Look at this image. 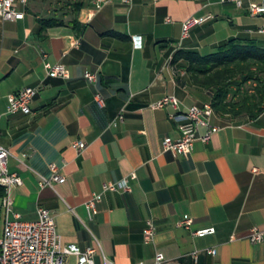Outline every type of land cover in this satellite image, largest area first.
Masks as SVG:
<instances>
[{
    "label": "crops",
    "instance_id": "1",
    "mask_svg": "<svg viewBox=\"0 0 264 264\" xmlns=\"http://www.w3.org/2000/svg\"><path fill=\"white\" fill-rule=\"evenodd\" d=\"M57 1L29 0L19 7L23 19L0 20V145L22 179L12 191L22 220L49 210L64 244L97 249L95 264H156L158 253L165 264H264V241L249 240L252 229L264 231V112L231 122L213 115L218 131L204 142L201 126L189 157L162 147L165 137L179 138L182 112L211 101L178 82L186 76L174 70L175 53L209 55L231 39L264 48V15L247 9L264 0H244L243 8L222 0H83L77 27L68 14L66 25L40 31V20L67 13ZM190 17L208 19L182 38ZM44 62L63 64L69 77L48 76ZM27 87L38 90L31 112L8 113L7 97ZM165 96L179 108L154 107ZM50 164L66 180L41 188ZM123 179L129 192L104 191ZM94 193L101 200L89 219L85 203ZM185 215L188 229L177 226ZM148 221L152 243L144 242ZM207 227L215 233L192 234Z\"/></svg>",
    "mask_w": 264,
    "mask_h": 264
},
{
    "label": "built area",
    "instance_id": "2",
    "mask_svg": "<svg viewBox=\"0 0 264 264\" xmlns=\"http://www.w3.org/2000/svg\"><path fill=\"white\" fill-rule=\"evenodd\" d=\"M29 0H0V20L18 21L23 19L24 12L19 7H26ZM222 2L233 3L237 8H243L244 0H222ZM248 11L252 16L264 15V5L249 4ZM204 17H190L182 24V38L189 37L190 30L207 21ZM264 33V29L261 30ZM44 69L48 76L67 79L69 72L60 63L51 64L44 62ZM86 78L93 80L94 76L86 73ZM36 88L27 87L18 93L7 97V111L10 114L31 112V104L37 95ZM179 101L174 96H165L159 100L154 107L164 108L171 106L179 108ZM213 110L210 104L204 106H191L182 112L179 117L182 122L179 125V138L172 139L165 137L162 140V147L165 152L173 156L189 157L194 149V143L198 139V130L201 126L206 128V133L202 140L208 142L211 136L218 131V127L211 123ZM122 116L120 115L119 119ZM75 146L79 151L86 148L83 141H78ZM10 151L0 145V186L4 189V196L1 201L3 215L2 232L0 236V264H69L70 257L75 258L74 264H95L97 249L93 246L84 249L75 244H64L57 229L55 216L45 208L37 210V219L34 221L22 220L21 216L14 209V199L12 191L15 187L22 185V179L17 173H11L8 169V159ZM51 176L49 178L40 177L41 188L53 187L56 183L64 182L65 176L59 173L56 164L49 165ZM132 179L135 178L133 174ZM131 190L128 179H123L118 183H106L104 191ZM101 200V195L94 193L85 208L89 219L96 213V204ZM192 223L191 218L185 215L178 223L180 228H189ZM215 233L214 227H207L195 230L192 234L196 237H206ZM156 234V229L151 221H148L144 229V242L152 243ZM249 240L253 244L264 241V231L252 229ZM209 253L215 255L216 250L211 249ZM194 260L198 258V253L192 254ZM156 264H165L164 257L158 253L155 257ZM105 264H113L105 259ZM143 264V263H139Z\"/></svg>",
    "mask_w": 264,
    "mask_h": 264
},
{
    "label": "trees",
    "instance_id": "3",
    "mask_svg": "<svg viewBox=\"0 0 264 264\" xmlns=\"http://www.w3.org/2000/svg\"><path fill=\"white\" fill-rule=\"evenodd\" d=\"M58 2L67 13L40 20V31L66 25L64 16L68 14L71 18L68 25L78 26L83 0H60L56 4ZM172 65L178 73L184 71L186 79L178 76L181 85L188 82L210 94L213 115L220 120L255 119L264 112V48L255 43L231 39L209 55L178 51ZM3 196L4 189L0 186V202Z\"/></svg>",
    "mask_w": 264,
    "mask_h": 264
},
{
    "label": "rangeland",
    "instance_id": "4",
    "mask_svg": "<svg viewBox=\"0 0 264 264\" xmlns=\"http://www.w3.org/2000/svg\"><path fill=\"white\" fill-rule=\"evenodd\" d=\"M68 1V0H66ZM70 18V17H69ZM2 225H3V215L2 213L0 212V236H1V231H2Z\"/></svg>",
    "mask_w": 264,
    "mask_h": 264
}]
</instances>
